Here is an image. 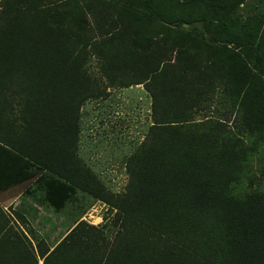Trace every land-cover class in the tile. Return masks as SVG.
<instances>
[{
    "label": "trees",
    "instance_id": "trees-1",
    "mask_svg": "<svg viewBox=\"0 0 264 264\" xmlns=\"http://www.w3.org/2000/svg\"><path fill=\"white\" fill-rule=\"evenodd\" d=\"M103 79L151 100L121 194L77 155L81 109ZM261 144L264 0H0V156L19 169L4 161V184L35 166L56 211L80 191L121 224L107 244L82 221L49 253L37 242L42 264H264V186H243ZM8 222L0 207V264L4 234L20 238L9 255L37 264Z\"/></svg>",
    "mask_w": 264,
    "mask_h": 264
},
{
    "label": "rangeland",
    "instance_id": "rangeland-1",
    "mask_svg": "<svg viewBox=\"0 0 264 264\" xmlns=\"http://www.w3.org/2000/svg\"><path fill=\"white\" fill-rule=\"evenodd\" d=\"M87 68L92 78L99 77L95 62H92ZM103 80L104 82H101L102 96L96 100L86 102L81 109L77 155L106 188L113 193L121 194L125 192L128 183L126 162L142 146L147 135V129L152 125L151 100L143 85L128 88H121L118 85L108 87L107 81ZM219 102H223V100L214 99L211 106V115L214 117L215 113L219 112L217 111L220 109ZM225 107L226 111L231 112L230 106L226 105ZM213 109H217L216 112H213ZM240 120L239 116L234 119V115H232L227 121L226 125L234 136H237V132L242 131L241 128H239V131L236 130ZM250 141L252 139L246 140V143ZM4 155L5 153L0 156V201L2 203H4V161L8 167L13 161V158L10 157L5 159ZM263 155L264 144H261L258 152L250 158L248 173L250 178L245 179L243 186L246 187L250 184L254 188L260 185L261 187L264 186ZM30 167L33 169L32 171L21 168L28 179H21L18 182L20 186L23 184L24 186L19 191L12 192L10 198L14 200L10 203L16 201L14 208L34 209L36 212L41 213L35 214V216L30 215L27 217L28 220L22 216V221L21 218H17L11 212L13 206H6V208L19 221L21 227L30 235L29 237L32 238L31 240L35 244L37 242L44 244L48 242L50 245L56 241L59 243L70 232V229H73L76 223L80 221L99 230L97 240L100 245L110 243L115 239V235L121 229V224L116 222L117 211L110 210L103 203L95 201L80 191L76 192V195L66 203L65 208L57 216L50 217L49 220L43 219L42 211L51 210L44 200V189L41 183L34 186L36 187L34 199L23 192L32 184L35 178L43 176L41 181L48 178L40 168ZM13 173L12 177L17 176L19 169L17 166L10 164L9 174ZM2 205L4 208V204ZM7 217L10 218V222L6 224L8 225L7 228L12 227L13 231L22 236V230L13 222L12 217L9 215ZM48 217L44 218L48 219ZM29 220L38 221L39 225L37 226L34 223V226H32ZM51 236H53L52 239Z\"/></svg>",
    "mask_w": 264,
    "mask_h": 264
},
{
    "label": "crops",
    "instance_id": "crops-1",
    "mask_svg": "<svg viewBox=\"0 0 264 264\" xmlns=\"http://www.w3.org/2000/svg\"><path fill=\"white\" fill-rule=\"evenodd\" d=\"M41 178H42V176L39 177V179L37 181H35L36 180V178H35V180L32 182V184L29 183L30 186L25 189V190H27V194H29L33 199L35 198V196H34V194H35L34 192H35V189H36V187H34L35 184L41 183V185L43 186V183L41 181ZM23 186H24V184L22 186H20V183H18L17 181L14 182V183H10V182L7 183L6 182L4 184V203H2V201H0L2 204H4V208L2 207L3 205L1 203H0V207L4 210V212L6 213V215H9V216L12 217L13 222H15L16 225H18V227L22 230L23 235L29 240V242H31L32 247L34 248V251H35V256H36V259H37V264H42V259L38 256L37 251H36V246H35L36 244L34 243L33 240H31L32 238L29 237L30 235L28 233H26V231L21 227V225L19 224V221L17 219H15L13 217V215L11 214V212H13V214H15V216L17 218H21L22 216H24L28 220L27 217H29L30 215L31 216H35V214L41 213V212H36V210H34V209L14 208V206H16V201H15V203H13V202L10 203L12 200H14V199L10 198L11 195H12V192H15V190L19 191L21 189V187H23ZM43 195H44V191H43ZM44 200L46 201V204L48 205V207H49V209L51 211H49V210L42 211L44 217H48L49 216L48 219H46L44 217H43V219L49 220L50 217L57 216L58 213L61 212V210L60 211H56V209L48 203V201L46 200L45 196H44ZM70 200H68V202ZM65 205H64L63 209L65 208ZM6 206H8V207L13 206V208H11V212L8 211V209L6 208ZM34 223L37 226L39 225V222L38 221H33V220L30 221V224L32 226H34ZM4 237H5L4 238V249L6 251V254L4 255V260L6 261V264H19V262H18V259H19L18 256L16 257V255H9L8 251L10 252L12 249H16L17 248V244H16L17 242L16 241H17V239H20V238H16L14 234H10L8 236L4 234ZM52 238H53V236H51V239ZM39 245L41 247V250H43V249L45 250L46 248H48V253H49L57 245V241L56 242H53L50 245H49L48 242L46 244L39 243Z\"/></svg>",
    "mask_w": 264,
    "mask_h": 264
}]
</instances>
